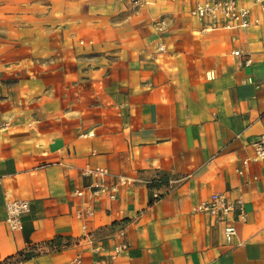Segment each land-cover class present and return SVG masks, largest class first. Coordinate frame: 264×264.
<instances>
[{
    "label": "crops",
    "instance_id": "0c3cea01",
    "mask_svg": "<svg viewBox=\"0 0 264 264\" xmlns=\"http://www.w3.org/2000/svg\"><path fill=\"white\" fill-rule=\"evenodd\" d=\"M196 1L0 0L1 264H264V11L206 29ZM87 164L139 181L78 219ZM215 192L242 203L228 242Z\"/></svg>",
    "mask_w": 264,
    "mask_h": 264
},
{
    "label": "built area",
    "instance_id": "2783aa9c",
    "mask_svg": "<svg viewBox=\"0 0 264 264\" xmlns=\"http://www.w3.org/2000/svg\"><path fill=\"white\" fill-rule=\"evenodd\" d=\"M139 3L140 0H133ZM257 7L264 11V0H251L249 5H240L237 0H197L190 10L191 14L205 22L206 29H237L246 28L258 23L257 18L251 17V11ZM160 28H163L165 22L159 21ZM238 54V51L234 52ZM254 155L253 159H264V133L260 134L253 142ZM82 175L91 178V182L86 186L87 202L82 208L75 211L78 219L88 218L94 214L91 203L107 196L108 199L114 200L118 187L128 183L139 181L138 179L112 173L103 167L84 165L79 168ZM1 183V178H0ZM74 194L82 196L83 189L76 190ZM5 223L10 231L20 230L22 227V217L29 211V203L13 195H5ZM197 210L208 213L214 219L223 225V236L226 242L236 234L235 223L244 217L242 203L240 200L230 201L225 193H212L206 201L197 206ZM89 237V235H87ZM125 246L119 244L115 247L110 259L118 256ZM78 262V259H77Z\"/></svg>",
    "mask_w": 264,
    "mask_h": 264
},
{
    "label": "trees",
    "instance_id": "16d2710c",
    "mask_svg": "<svg viewBox=\"0 0 264 264\" xmlns=\"http://www.w3.org/2000/svg\"><path fill=\"white\" fill-rule=\"evenodd\" d=\"M17 256L19 257V258H21L22 260H24V259H28V258H30L31 256H32V254L31 253H29V252H19L18 254H17ZM1 264V263H0Z\"/></svg>",
    "mask_w": 264,
    "mask_h": 264
}]
</instances>
